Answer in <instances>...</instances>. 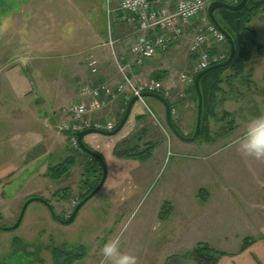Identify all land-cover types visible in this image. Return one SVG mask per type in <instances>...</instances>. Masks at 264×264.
<instances>
[{
  "label": "rangeland",
  "instance_id": "rangeland-1",
  "mask_svg": "<svg viewBox=\"0 0 264 264\" xmlns=\"http://www.w3.org/2000/svg\"><path fill=\"white\" fill-rule=\"evenodd\" d=\"M117 2L0 0V72L7 70L10 82L17 88L14 95L19 99L18 103L22 110L28 108L24 111L27 113L25 116L14 103L11 105L12 102H5L6 97L0 96V110L5 109L11 120L22 124L16 123L15 126L0 117V264H52L50 250L53 246L76 253L83 250V258L73 264H94L104 260L101 246L117 237L120 250L135 255L138 264H211V259L203 257L197 246H207L211 254L219 249L229 251L213 254V264L235 261L230 253L234 243L231 244L229 239L227 243L222 241L228 237L225 233L231 228L230 215L235 207L231 197L264 196V160L246 158L239 151V141L243 137L240 134L246 132L248 123L241 124L235 140L209 143L202 134L197 140L182 144L167 126L164 112L160 111L157 119L150 120L152 131L151 128L149 131L135 129L116 141L113 147L116 158L108 156L106 161L104 187L80 208L71 224H60L51 217L42 202L33 200L28 204L18 228L3 229L15 223L29 197L49 200L55 213L65 219L79 196L101 177L98 162L79 147H73L67 133L58 131L60 124L70 120L68 107L71 102H76L75 91L63 98L55 109L51 135L40 132L38 140L24 138V135L28 137L27 129L39 132L45 125L48 105L34 97L32 84L19 60L30 62L34 80L41 79L44 74H52L51 77L62 74L66 77L63 82L71 85L70 89L77 90L87 80L77 86L70 81V73L78 70L85 77L87 58L95 56V51L105 53L108 50L110 56L114 54L120 60L112 24L115 12L112 8L117 7ZM250 25L255 30L257 42L263 44L264 12L253 18ZM109 37L113 39L112 45H106ZM127 47V44L123 46L124 49ZM224 48V43L214 46L215 50L223 53ZM254 53L252 57H255ZM15 64L18 67L9 69ZM112 69L114 72L117 70L114 65ZM187 70L178 69L174 80L182 84L180 75ZM263 70L264 62L257 75L263 76ZM248 76L241 79L243 85L251 82L246 79ZM260 76H256L257 83L264 82ZM23 87L28 90L22 94L20 90ZM53 88L59 90L57 84ZM147 99L156 105L161 104L154 98ZM136 103L138 101L133 106ZM49 105L51 107L50 101ZM113 108L108 112L102 110L106 116L103 113L92 120L118 122L125 106L118 115L115 114L116 107ZM39 115L44 120L38 118ZM26 122L28 124L25 125ZM129 122L128 117L113 136L117 137L128 129ZM14 126L17 133L22 130L20 136L23 138L11 141L15 133L10 129ZM233 126L232 121V125L228 124L226 128ZM192 132L186 134L191 136ZM184 133L181 132L182 135ZM123 139H126L124 143ZM117 146L135 151L147 149L151 155L146 161L118 157L114 153ZM68 156L74 157L76 163L59 181H54L48 176V171ZM255 182L258 184L254 187ZM64 189L70 190L67 200L61 199ZM200 189L205 191L206 199L199 195ZM237 207L240 209L238 204ZM86 256L91 259L86 260Z\"/></svg>",
  "mask_w": 264,
  "mask_h": 264
},
{
  "label": "crops",
  "instance_id": "crops-1",
  "mask_svg": "<svg viewBox=\"0 0 264 264\" xmlns=\"http://www.w3.org/2000/svg\"><path fill=\"white\" fill-rule=\"evenodd\" d=\"M112 11H115L112 23L114 41L117 43L118 50H120V60L123 62V64L127 65L128 76L134 81L155 80L161 82L163 85L162 92L171 105L172 121L174 125L180 132H185L183 135L190 136L186 133L194 130L197 111V103L195 100L196 96L193 93L192 86L185 85L184 83L181 84L178 82V80H174V75L178 69L180 71L181 69H188L194 59L193 55L189 51V45L195 33V23H188L185 26V33L180 38L171 42L165 51L157 52L152 60L145 63L141 67H137L135 65V57L129 53V47L136 40L139 34L138 26L133 21L122 20V12L117 9L116 5L113 7ZM126 44L128 47L124 49L123 46ZM95 54V57L98 61L97 72L93 74L87 67V75L84 77L77 72L78 70H73V72L70 73V81L73 84H77L78 86L79 83L82 84L85 82V80H87L85 84L94 85L98 82L104 81L113 85L116 83V81H118V79H116L118 76L117 70L114 72L112 69V65L115 66L116 56H114V54L110 56L108 50H106L105 53H103V51H95ZM21 60L22 59L19 60L20 63ZM262 62H264V54L261 58H257L256 56L252 57L248 62L245 63L243 78L246 75H249L246 79L251 82H248L245 85H243L242 82H234L230 85H223V90L219 94L220 103L216 109V116L208 117L206 121L209 125V130L204 132L205 141L209 139V143H212L217 140H235L239 136L237 130L241 128V124H249L253 117L264 115V82L257 83L258 78L256 77L260 76L259 74L257 75V72L261 68ZM7 63L8 62L4 63V65H7ZM28 64L31 73H33V67L30 65L29 61ZM16 67H18V64L11 66L9 69ZM40 72L42 73L43 71L41 70ZM0 73V93H2L0 96L2 95L6 97L7 99H4L5 102H12L11 105L15 104V108L22 110V106H20L18 103L19 99H16L14 95V90L17 91V88H15V86H13L10 82L7 70ZM51 75L52 74H44L41 76V79L35 78L39 93L51 103V116H49V114L46 115L44 120L42 117L40 118L39 115L38 118L44 120L45 125L43 127L41 126L39 132H31L30 128L27 129L26 133H28V137L24 135V138L38 140L40 138V135H38L41 134L40 132H42L43 135L46 133L51 135L53 133L52 130H54L53 125L56 118L55 109L60 106V101L69 95L71 91H75L74 99L78 100L79 87L77 90H72L69 88L71 85L68 86L65 81L63 82V80L66 78L65 75L63 76L62 74H59L58 77L55 75L51 77ZM262 75L263 76L260 77H262L264 80V72ZM146 76L147 79L145 78ZM55 84L58 85L59 90H54L53 87ZM27 90V87H23V89L20 91L23 94ZM35 98L41 99L45 102L43 98ZM147 98L152 97H145L142 101L138 100V103L133 106L129 115L130 127L121 132L119 136H105L102 134L92 133L85 136L84 141L86 144L89 147L99 151L105 158V161H107L108 156H111V158H116L113 154V147L116 141L120 140L121 138H125L135 129L146 130L151 128L150 131H152L150 120L152 118L157 119L156 117H158L161 112H164V107L162 104L156 105L151 103ZM126 103L127 100L118 99L106 105L102 110L108 112L113 110V107L115 106V114L118 115V111L121 113L123 111V106H125ZM2 105H4V103ZM5 106H9V103H5ZM4 110L5 109L0 110V117L2 119L6 118L10 122H13L16 126L17 122L15 123V121L11 120L8 117L9 113ZM26 110H28V108L22 110V114H25V116L27 113L24 111ZM102 110L90 115V117L93 118L94 116L103 114L104 112ZM40 112L42 113V111ZM3 113L4 115H2ZM51 118L52 122L50 123ZM232 121L234 122L235 126L226 128V125H232ZM17 124L22 126V124L19 122ZM26 124L28 123L26 122L25 125ZM15 126L11 127L10 129L15 133L10 139L11 141L17 138H23L22 135L20 136V134H22V130L17 133L15 131ZM179 126L183 130H180L181 128ZM24 131L25 128L23 132ZM30 133L34 134L29 135ZM244 134L245 133L240 134V136ZM175 138L179 142H182V144L186 143L178 139L176 136ZM224 147H226V144ZM257 184L258 183L255 182L254 187L257 186ZM104 185L105 182L102 187H104ZM251 185L253 184L251 183ZM238 186H240V184ZM233 197H231V201L234 202L233 204L235 207L233 208L230 215L231 228L228 233H225V235L228 237H224L222 240L224 243H227L229 239L230 243H234L235 245L233 246V250H230L231 255H234L235 261L229 264H264V196L257 198L248 196ZM237 204L239 205L240 209L237 207ZM219 250L229 252L228 250L224 249ZM85 259L89 260L91 257L86 256ZM94 264H111V262H106L102 259L100 261H95Z\"/></svg>",
  "mask_w": 264,
  "mask_h": 264
},
{
  "label": "built area",
  "instance_id": "built-area-1",
  "mask_svg": "<svg viewBox=\"0 0 264 264\" xmlns=\"http://www.w3.org/2000/svg\"><path fill=\"white\" fill-rule=\"evenodd\" d=\"M211 0H119L118 10L122 20L137 24L139 34L131 44L129 51L135 57V65L141 67L152 60L157 52L165 51L171 42L185 33V26L194 24L195 33L189 45L194 59L187 72L180 79L187 85L193 83V77L199 71L220 62L224 58L222 51L214 49L217 43H226V38L213 26L206 15L207 4ZM108 44L113 41L109 38ZM87 64L91 73L98 70L97 59L90 55ZM118 81L84 84L80 87L79 97L68 107L69 121L59 125V130L71 134L69 142L77 146L75 134L86 128L105 131L112 130L116 122L112 120H92L90 115L103 109L117 99L128 100L131 96L144 91L158 92L162 84L158 81L135 83L128 76L127 65L115 58Z\"/></svg>",
  "mask_w": 264,
  "mask_h": 264
},
{
  "label": "trees",
  "instance_id": "trees-1",
  "mask_svg": "<svg viewBox=\"0 0 264 264\" xmlns=\"http://www.w3.org/2000/svg\"><path fill=\"white\" fill-rule=\"evenodd\" d=\"M223 1L231 4H236L240 0H223ZM260 12H264V0H248L247 3L240 10H236V11L225 8H219L214 11L215 18L217 19L219 24L227 31V33L231 36V38L234 41L235 55L230 64H228L225 67L215 69L205 74L200 79V89L202 93L203 103H202L201 130L199 137H201V135L204 134L205 131L207 132L209 130V125L206 122L207 118L216 116V109L218 108L220 103L219 94L223 90V85L224 84L230 85L233 84L234 82L242 81L241 79L244 76L245 63L252 58V53L255 52V56L257 58H261L264 54V43L259 44L257 42L255 30L250 25L253 18H255ZM228 55H229V45L227 43L226 48H224V58L222 59V61L226 60ZM192 90L194 95L196 96L194 84L192 85ZM160 93L163 94L162 92ZM195 100L197 103V97H195ZM170 110H172L171 105H170ZM121 118L118 120L117 125L120 122ZM125 140L126 139H123L122 143H124ZM207 141L209 142L210 140L207 139ZM121 148L119 146L115 147L114 153L118 157H122V158L138 159L140 161H146L147 159H149L151 155L150 152H148L149 150L147 149L143 151H135L132 148L131 149L129 148L121 149ZM95 160L97 161V159ZM97 162L99 164V161ZM75 163L76 161L74 157L68 156L61 163L51 168L48 171V176L54 181H59L64 175H66L69 172V170L72 168V166H74ZM87 169L88 171H90L88 165H87ZM100 178L92 187H90L87 191H85L83 194L79 196L78 202L97 186V184L100 181ZM199 195L201 196L202 199H206L205 191L203 189H200ZM69 197H70V190L64 189V193L61 195V198L67 200ZM196 248L198 251H200V254H202L203 257L207 259H211V264L215 262V256H214L215 254L218 255L220 253H224L223 251L218 250L215 253L211 254L210 249L207 246H197ZM83 255H84L83 250H79V252L76 253L72 250H67L61 246H53L50 250V260L52 264H73L76 260L82 259Z\"/></svg>",
  "mask_w": 264,
  "mask_h": 264
},
{
  "label": "water",
  "instance_id": "water-1",
  "mask_svg": "<svg viewBox=\"0 0 264 264\" xmlns=\"http://www.w3.org/2000/svg\"><path fill=\"white\" fill-rule=\"evenodd\" d=\"M247 1L248 0H240L237 4H230V3H227V2H224L221 0H214L211 3H209L207 6V16H208L210 22L216 27V29H218L222 34H224L226 39H227V42L229 45V55H228L226 60L219 62V63H216L214 65H211V66L201 70L194 77V89H195L196 96H197V111H196L195 126H194V130H193V133L191 136H189V137L183 136L179 132L177 127L173 124L172 119H171V110H170L169 102L163 95H161L159 93H155V92H142V93H140L141 98L152 97V98H155L161 102V104L164 107V117H165V121H166L167 126L169 127L171 132L178 139H180L183 142H188V143L193 142V141L197 140L199 138V135H200L201 118H202V103H203L202 93H201V89H200V79L205 74H207V73H209L215 69L225 67L228 64H230L234 58V55H235L234 41L231 38V36L227 33V31L219 24V22L215 18L214 11L216 9H219V8H225V9H229V10H233V11L240 10L247 3ZM21 63L23 65L24 71H25L28 79L30 80V82L32 84V89H33L35 97L43 98L46 101V103L48 105V114H50L51 107L49 105V102L42 94L39 93L37 83L33 78V75L31 73L28 62L26 60H21ZM137 100H138V96H133L129 100L120 122L112 131L107 132V131H103V130H99V129L89 128V129H85V130L77 133V135H76L77 136V142H78L80 149H82L84 152L93 156L94 158H96L99 161V163L102 167V176H101V179H100L99 183L97 184V186L76 204L71 215L67 219L58 218L55 215L51 204L46 199L41 198V197H29L24 202V204L22 205L15 223L9 227H5L3 229L4 230H14V229L18 228L22 222V219L24 217V213L26 211L28 204L33 200H37V201L42 202L47 207V209H48V211H49V213L53 219L57 220L58 222H60L61 224H64V225L71 224L75 220L77 213L80 210V208L102 188V186L106 180V177H107V166H106V161H105L104 157L99 152L88 147L84 141V137L86 135H89L92 133L102 134L105 136H113L114 134H116L123 127L125 122L127 121L128 117L130 115L131 109L133 107V104Z\"/></svg>",
  "mask_w": 264,
  "mask_h": 264
},
{
  "label": "clouds",
  "instance_id": "clouds-1",
  "mask_svg": "<svg viewBox=\"0 0 264 264\" xmlns=\"http://www.w3.org/2000/svg\"><path fill=\"white\" fill-rule=\"evenodd\" d=\"M239 151L246 157L256 161L264 160V115L253 117L247 130L239 141ZM103 258L111 264H138L135 255L120 250L119 238L107 240L100 249Z\"/></svg>",
  "mask_w": 264,
  "mask_h": 264
},
{
  "label": "flooded vegetation",
  "instance_id": "flooded-vegetation-1",
  "mask_svg": "<svg viewBox=\"0 0 264 264\" xmlns=\"http://www.w3.org/2000/svg\"><path fill=\"white\" fill-rule=\"evenodd\" d=\"M98 161V160H97ZM99 167H100V169H101V173H102V168H101V165H100V163H99ZM62 199V198H61ZM64 200V199H63ZM76 205V204H75ZM75 207V206H74ZM53 210H54V208H53ZM73 211V210H72ZM54 213H55V210H54ZM72 213V212H71ZM70 213V214H71ZM70 214L65 218V219H67L69 216H70ZM55 215L58 217V218H60V219H64L63 217H60V216H58V214H56L55 213ZM55 220V219H54ZM57 221V220H56ZM58 222V221H57ZM60 223V222H59ZM61 224V223H60Z\"/></svg>",
  "mask_w": 264,
  "mask_h": 264
}]
</instances>
